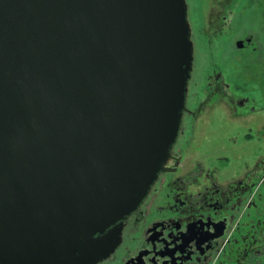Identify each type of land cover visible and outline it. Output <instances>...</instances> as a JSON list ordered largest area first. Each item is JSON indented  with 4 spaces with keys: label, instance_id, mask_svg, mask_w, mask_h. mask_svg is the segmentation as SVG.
<instances>
[{
    "label": "water",
    "instance_id": "obj_1",
    "mask_svg": "<svg viewBox=\"0 0 264 264\" xmlns=\"http://www.w3.org/2000/svg\"><path fill=\"white\" fill-rule=\"evenodd\" d=\"M186 0H0V264H95L166 171Z\"/></svg>",
    "mask_w": 264,
    "mask_h": 264
},
{
    "label": "flooded vegetation",
    "instance_id": "obj_2",
    "mask_svg": "<svg viewBox=\"0 0 264 264\" xmlns=\"http://www.w3.org/2000/svg\"><path fill=\"white\" fill-rule=\"evenodd\" d=\"M186 2L193 62L178 135L165 164L169 169L159 172L138 206L123 218L115 249L95 264H250L254 257L251 246L264 220V190L255 185L264 160H258L243 178L226 185L220 184L213 172H204L199 161L177 173L184 164L182 158L195 123L206 108L222 104L224 113L234 117L264 112V0H208L217 20L209 22L205 39L211 43L226 36L231 53L242 55L243 67L237 71L241 76L234 73V80L217 64L207 66L204 75L197 70L198 37L203 38L204 30L195 24L192 0ZM255 5L263 9L253 8ZM250 9L260 26L243 28L245 32L239 35L240 17ZM241 79L245 83L239 87ZM261 122L244 131L246 138L254 137L258 144L261 136L256 133L264 130V126L258 129ZM258 263L256 259L254 264Z\"/></svg>",
    "mask_w": 264,
    "mask_h": 264
},
{
    "label": "rangeland",
    "instance_id": "obj_3",
    "mask_svg": "<svg viewBox=\"0 0 264 264\" xmlns=\"http://www.w3.org/2000/svg\"><path fill=\"white\" fill-rule=\"evenodd\" d=\"M194 1L192 0V5L198 16L194 15L195 24L199 23L204 30L202 35H206L210 25L209 22L216 21L217 16L215 11L211 9L212 4L208 3V0ZM260 6L255 5L253 8L263 9ZM262 16L264 17V11H262ZM239 23V29L241 30L236 31L239 35L241 32H245L243 28L253 27L257 29L260 26L258 16L253 9L248 10L245 16L243 14L240 17ZM205 35L203 38L198 37L200 48L196 52L197 70H200L201 74L204 75L207 66L217 64L233 80L234 73L237 77H240V72L238 73L237 71L243 67L241 63L242 55L238 56L237 52L231 53L229 42L225 39L226 36L220 37L219 41L209 43L208 39H205L207 38ZM261 70L263 68L257 69L258 72ZM241 80L242 82L238 81L239 83H237L239 87L245 83V80ZM256 116L258 117L255 118ZM242 117L245 118L242 119ZM242 117H234L229 115V113H224V106L222 104L211 105L206 108L195 123L194 131L191 133L182 158L184 164L181 171L177 174L186 172L189 168L193 167L196 161H199L204 168V172H213L214 176L219 177H217L218 182L226 185L230 181L243 178L245 173L251 170L258 160H264V130L261 133H256V136H261L259 144L257 141L252 140L254 137L246 138L244 134L247 126L255 125L258 121H262L258 123V125H262L258 128L259 131L262 130L264 126V112L254 116L248 115ZM258 174V182L255 187L258 188L260 186L264 190V164ZM204 179V176H202L201 183ZM262 193L264 195V192ZM261 207L264 208V201L261 203ZM251 247L254 257L249 260L250 264H254L256 259L259 260L258 264H264V220L257 234V241Z\"/></svg>",
    "mask_w": 264,
    "mask_h": 264
}]
</instances>
